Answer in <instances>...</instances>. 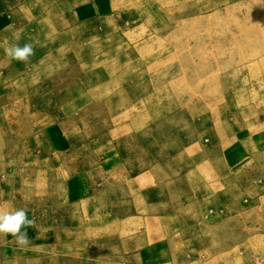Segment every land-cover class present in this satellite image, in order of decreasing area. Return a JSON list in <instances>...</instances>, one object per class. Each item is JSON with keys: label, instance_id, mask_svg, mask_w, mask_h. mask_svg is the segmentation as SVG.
Returning <instances> with one entry per match:
<instances>
[{"label": "rangeland", "instance_id": "rangeland-1", "mask_svg": "<svg viewBox=\"0 0 264 264\" xmlns=\"http://www.w3.org/2000/svg\"><path fill=\"white\" fill-rule=\"evenodd\" d=\"M13 207L0 264H264V0H0Z\"/></svg>", "mask_w": 264, "mask_h": 264}, {"label": "clouds", "instance_id": "clouds-1", "mask_svg": "<svg viewBox=\"0 0 264 264\" xmlns=\"http://www.w3.org/2000/svg\"><path fill=\"white\" fill-rule=\"evenodd\" d=\"M15 43H10L5 49V55L9 62L28 63L35 54L33 43H25L21 46L18 41L20 36L14 37ZM28 209L13 207L10 211H0V235L10 236L21 249L31 247L32 242L28 237L27 229L35 226V221L28 215Z\"/></svg>", "mask_w": 264, "mask_h": 264}]
</instances>
